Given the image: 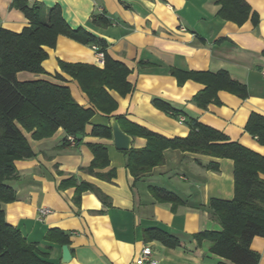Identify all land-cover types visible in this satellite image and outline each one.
Instances as JSON below:
<instances>
[{"label": "crops", "instance_id": "crops-1", "mask_svg": "<svg viewBox=\"0 0 264 264\" xmlns=\"http://www.w3.org/2000/svg\"><path fill=\"white\" fill-rule=\"evenodd\" d=\"M29 1L41 3L46 10L59 6L72 28H85L104 39L107 53L131 69V93L122 96L111 91L119 104L112 116L124 115L167 137L187 135L189 121L195 118L264 155V145L246 130L252 113L264 115V0H246L251 11L242 23L218 15V0ZM12 2L0 0V27L21 32L31 23ZM98 14L110 22L93 23ZM93 45L60 34L55 47H45V72L22 70L17 78L68 85L81 105L91 107L88 94L62 70L60 60L104 67V57L98 56ZM171 68L226 70L246 84L248 95L243 98L221 89L220 102L202 108L194 96L207 84L191 78L180 84ZM157 98L182 111L187 122L157 106ZM94 125L110 126V119L96 112L75 142H66L68 134L62 127L41 139L23 130L36 156L15 160L18 177L9 183L16 189L17 199L4 204L6 220L28 241L38 243L53 264H153L140 261L145 246L151 247L156 264H233L212 252V240L199 241L194 234L222 230L211 215V201L234 198L235 161L167 148L164 163L134 176L127 166V154L117 149L113 136L93 134ZM133 137L132 148L146 147L145 137ZM90 144L103 145L109 156V164L94 172L86 169L94 159ZM212 162L219 164V170L207 167ZM112 170L115 175L107 178ZM71 178L76 184L62 186ZM82 182L95 185L105 201L89 189L76 202L77 184ZM157 187L174 193L182 202L174 206L160 201L153 191ZM42 207L52 212L41 216ZM154 227L172 233L180 243L170 247L159 239H146V229ZM54 228L69 234V261H63V245L46 239L48 230ZM251 248L260 253L259 264H264V236H255Z\"/></svg>", "mask_w": 264, "mask_h": 264}, {"label": "trees", "instance_id": "trees-1", "mask_svg": "<svg viewBox=\"0 0 264 264\" xmlns=\"http://www.w3.org/2000/svg\"><path fill=\"white\" fill-rule=\"evenodd\" d=\"M221 7L218 15L242 23L251 11L246 0H218ZM12 5L24 12L30 25L21 32L0 27V264H53L47 253L40 250L38 243L30 242L20 229L6 220L4 204L17 199L16 189L9 183L18 177L15 160L36 156L23 130L32 133L34 139L53 135L60 127L79 141L85 133L86 125L96 112L110 117L118 109V101L112 90L126 96L133 90L128 80L131 69L107 53V42L85 28H72L62 15L59 6L47 10L39 2L13 0ZM93 23L108 24L104 14L93 16ZM60 34L83 43L97 45L104 53V67L89 63H71L60 60L63 71L74 77L88 94L93 106L81 105L73 96L68 85L53 83L45 79L20 81L17 73L22 70L45 72L43 61L48 57L46 46L55 47ZM180 84L187 79H196L207 87L194 96L196 103L206 108L208 104L219 103L218 91L228 90L240 97H247L246 84L232 78L228 71L185 72L171 68ZM59 75V74H58ZM154 103L163 110L172 112L179 119L182 111L161 99ZM124 131L132 136L147 139L146 147L131 148L127 154V166L134 176L142 175L154 166L165 162L164 150L175 148L198 152L235 161V196L232 200L213 199L211 215L218 221L221 231L206 230L194 234L199 240L205 238L214 242L212 252L227 258L233 264H259L260 253L251 248L255 236H264V155L231 139L226 133L191 118L190 130L185 136L167 137L143 125L118 116ZM187 118L184 117V121ZM121 125V124H120ZM246 130L264 145V115L252 113ZM93 134L112 137L111 126L94 125ZM94 159L88 171L106 167L109 164L108 150L101 144H90ZM209 169L219 170V164L212 162ZM115 175L112 170L107 178ZM76 184L73 178L65 180ZM93 190L105 201L95 185L82 182L77 184L76 202L85 190ZM160 201H182L174 193L164 188H153ZM145 238L159 239L170 247L180 243L178 237L161 228L145 231ZM46 239L61 245L69 243V234L59 228L48 230ZM220 264H226L221 262Z\"/></svg>", "mask_w": 264, "mask_h": 264}, {"label": "water", "instance_id": "water-1", "mask_svg": "<svg viewBox=\"0 0 264 264\" xmlns=\"http://www.w3.org/2000/svg\"><path fill=\"white\" fill-rule=\"evenodd\" d=\"M110 126L112 128L113 138L117 149L123 151L130 150L132 148L134 137L123 130L117 116L114 115L110 117ZM62 249L63 261H69L72 258V253L68 244H64Z\"/></svg>", "mask_w": 264, "mask_h": 264}, {"label": "built area", "instance_id": "built-area-1", "mask_svg": "<svg viewBox=\"0 0 264 264\" xmlns=\"http://www.w3.org/2000/svg\"><path fill=\"white\" fill-rule=\"evenodd\" d=\"M93 47H94V49H96L98 56L100 58H103L104 57V53L101 50H99V47L97 45H93ZM179 120L183 122L184 121V117H181ZM68 139L71 142H75V138L72 135H69ZM39 211H40V215L41 216H45L46 214L51 213L52 209L49 208V207H42V208H40ZM151 253H152L151 247L150 246H145L143 248V250H142V253H141V256H140V261L141 262L149 261V262H151L153 264H156L157 261L151 258Z\"/></svg>", "mask_w": 264, "mask_h": 264}]
</instances>
